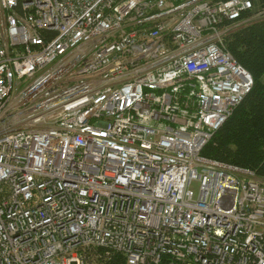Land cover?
<instances>
[{"label":"built area","instance_id":"built-area-1","mask_svg":"<svg viewBox=\"0 0 264 264\" xmlns=\"http://www.w3.org/2000/svg\"><path fill=\"white\" fill-rule=\"evenodd\" d=\"M257 19L0 0V264H264V180L202 156L252 92L226 40Z\"/></svg>","mask_w":264,"mask_h":264},{"label":"trees","instance_id":"trees-1","mask_svg":"<svg viewBox=\"0 0 264 264\" xmlns=\"http://www.w3.org/2000/svg\"><path fill=\"white\" fill-rule=\"evenodd\" d=\"M250 1L255 10L264 9V0ZM250 15L246 12L243 17ZM226 48L251 74L254 87L214 135L202 156L248 169L256 178L264 180V20L230 35ZM99 264H126V260L114 255Z\"/></svg>","mask_w":264,"mask_h":264},{"label":"rangeland","instance_id":"rangeland-1","mask_svg":"<svg viewBox=\"0 0 264 264\" xmlns=\"http://www.w3.org/2000/svg\"><path fill=\"white\" fill-rule=\"evenodd\" d=\"M256 22L260 21L259 19L255 20ZM198 187L199 185L195 184L193 189H194V192L197 193V190H198Z\"/></svg>","mask_w":264,"mask_h":264}]
</instances>
